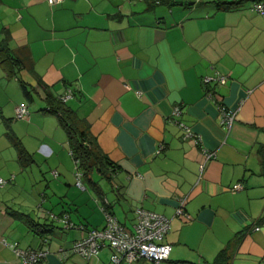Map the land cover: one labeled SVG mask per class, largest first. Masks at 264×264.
Returning a JSON list of instances; mask_svg holds the SVG:
<instances>
[{"label": "crops", "instance_id": "0c3cea01", "mask_svg": "<svg viewBox=\"0 0 264 264\" xmlns=\"http://www.w3.org/2000/svg\"><path fill=\"white\" fill-rule=\"evenodd\" d=\"M173 1L0 0V264H22L4 242L45 251L40 264H110L108 247L90 260L70 250L105 226V211L133 231L139 209L170 220L161 264H213L223 250L229 264H264V15L254 0ZM216 74L226 83H203ZM69 91L116 168L87 178L76 165L83 189L47 112L49 93ZM219 104L236 113L229 130Z\"/></svg>", "mask_w": 264, "mask_h": 264}, {"label": "built area", "instance_id": "2783aa9c", "mask_svg": "<svg viewBox=\"0 0 264 264\" xmlns=\"http://www.w3.org/2000/svg\"><path fill=\"white\" fill-rule=\"evenodd\" d=\"M46 1L50 6H54L60 4L63 0ZM251 9L260 15H264V0L254 1L251 5ZM226 80L227 78L225 76L216 74L213 77H204L203 83L205 85H223L226 83ZM72 98L73 94L69 91L66 95L61 96L60 100L66 103ZM218 107L223 115L222 124L226 129H231L236 118V113L228 111L222 104H219ZM181 114V109L176 107L173 111V115L180 116ZM28 116L29 111L27 106H21L16 110L15 117L17 119L24 120ZM179 126L185 131L184 138L192 136L191 130L183 123H179ZM206 157L210 159L212 155L208 154ZM75 163L78 166V162ZM204 168L205 164L201 166V173H203ZM54 174L57 176L56 172H54ZM76 176L77 185L83 189L81 173L78 172ZM6 183V180L0 178V186H4ZM238 188V185L235 186V189ZM104 202L106 205L108 204L107 200ZM136 214L137 223L133 231H129L119 223L112 213L105 211V226L101 230L93 229L87 231L86 236L82 240L73 244L70 253L90 260L98 257L100 252L105 247H108L112 250L110 264H136L140 261L161 264L167 261L172 251L171 245L165 242V237L171 229L170 220L160 214L142 209L137 210ZM177 214L185 216L181 208L178 210ZM59 220L64 223L66 228L75 227L70 222L67 215L59 218ZM256 230H258V228H256ZM4 244L13 249L22 264H40L46 255V252L43 250L21 249L17 245L7 242H4Z\"/></svg>", "mask_w": 264, "mask_h": 264}, {"label": "trees", "instance_id": "16d2710c", "mask_svg": "<svg viewBox=\"0 0 264 264\" xmlns=\"http://www.w3.org/2000/svg\"><path fill=\"white\" fill-rule=\"evenodd\" d=\"M247 1L248 0H241L238 2L226 4L221 3L219 4V6L230 9L232 7H238L239 5ZM145 2L150 8H154L158 4H172L174 1L145 0ZM10 59L11 58L9 56H5V58L1 60V63L6 64L7 61H11ZM13 63L16 64V61H13ZM46 101L48 103L47 112L54 114L57 117L60 126L67 133L71 155L74 158L75 162H78V169L82 170L84 176L86 175L87 178L94 170L103 172L105 176L110 177L111 174L116 170L114 163L98 148L94 138L88 132V127H85V122L80 119L76 115V113L67 106L66 103H63L60 100V97H54L49 93L46 97ZM12 140L18 152L19 159L24 163L29 162L31 160L30 154L26 151L20 140L16 137L12 138ZM63 216L65 215H62L59 218H62ZM227 253V250H223L218 255L213 264H229L230 257Z\"/></svg>", "mask_w": 264, "mask_h": 264}, {"label": "rangeland", "instance_id": "374dc122", "mask_svg": "<svg viewBox=\"0 0 264 264\" xmlns=\"http://www.w3.org/2000/svg\"><path fill=\"white\" fill-rule=\"evenodd\" d=\"M27 106V105H26ZM20 121V120H19ZM71 163H72V167H73V171H74V173L76 174V172H77V167H76V164H75V162L72 160L71 161ZM96 178V177H95ZM104 181L103 182H101L102 184H105L106 183V181H107V179H103Z\"/></svg>", "mask_w": 264, "mask_h": 264}, {"label": "water", "instance_id": "95a60500", "mask_svg": "<svg viewBox=\"0 0 264 264\" xmlns=\"http://www.w3.org/2000/svg\"><path fill=\"white\" fill-rule=\"evenodd\" d=\"M176 4H178V5H183V2H180V1H178V2H176ZM193 3H189V5H192Z\"/></svg>", "mask_w": 264, "mask_h": 264}]
</instances>
